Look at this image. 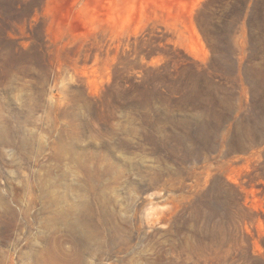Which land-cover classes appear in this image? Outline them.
<instances>
[{
  "label": "rangeland",
  "instance_id": "374dc122",
  "mask_svg": "<svg viewBox=\"0 0 264 264\" xmlns=\"http://www.w3.org/2000/svg\"><path fill=\"white\" fill-rule=\"evenodd\" d=\"M252 7L0 0V264H264Z\"/></svg>",
  "mask_w": 264,
  "mask_h": 264
},
{
  "label": "trees",
  "instance_id": "16d2710c",
  "mask_svg": "<svg viewBox=\"0 0 264 264\" xmlns=\"http://www.w3.org/2000/svg\"><path fill=\"white\" fill-rule=\"evenodd\" d=\"M197 22L199 25V28L203 34V36L206 38L205 34V24L202 20V11L199 13L197 17ZM249 34H250V40L251 43L256 41V38L258 37V34L263 32L264 30V0H253V7L250 15L249 20ZM239 25V20L235 18V27ZM212 35H215L214 33ZM210 42V39L208 40ZM212 59L210 64V72H214L212 75V78L218 81H221L219 77H215V75H218L220 70L219 61H220V55L216 52L212 53ZM260 65L261 68H264V55L263 56H249L246 61L241 65V62L237 56L235 58L230 57L228 60V68H232L235 71V80L238 82L240 81V72L242 71L243 75L247 77V71L256 69L257 66ZM237 83H235V86ZM264 115V108L259 105L258 100L256 99V96L254 94L253 88H251V100L250 103L246 109V111L243 113V121H250L254 120L255 118L261 117ZM245 124V123H244ZM242 145V142L240 140L239 134H238V127L235 126V149H239Z\"/></svg>",
  "mask_w": 264,
  "mask_h": 264
}]
</instances>
